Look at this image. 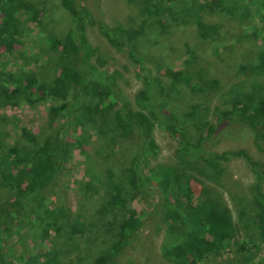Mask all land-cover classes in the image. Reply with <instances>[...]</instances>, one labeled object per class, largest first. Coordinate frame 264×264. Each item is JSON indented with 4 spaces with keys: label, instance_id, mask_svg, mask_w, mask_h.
I'll return each mask as SVG.
<instances>
[{
    "label": "rangeland",
    "instance_id": "rangeland-1",
    "mask_svg": "<svg viewBox=\"0 0 264 264\" xmlns=\"http://www.w3.org/2000/svg\"><path fill=\"white\" fill-rule=\"evenodd\" d=\"M24 1L38 10L39 18L21 23L18 43L0 44V83L6 84L3 74L24 75L30 90L0 85V155L20 159L21 169L31 171L46 153L53 178L43 193L26 199L21 185L20 190L5 186L0 171V264H174L159 255V192L151 180L140 187L129 183V164L139 152L137 132L117 131L93 86L77 102L68 88L52 95L26 80L33 72L45 82L52 79L55 69L44 71L43 64L53 63L60 47L45 55L43 37L61 46L72 20L60 0ZM251 1L253 7L248 0L76 4L89 9L95 20L122 30L127 51L141 60L114 52L94 27L86 26L95 50L91 64L115 74L132 112L144 114L135 98L142 90L141 74H149L159 89L153 98L157 112L179 120L192 144L201 141L204 151L216 153L244 150L264 171V153L254 148L244 126L228 123L205 137L220 109L244 113L253 105L264 110V68L259 65L264 39L250 32L256 24L264 28V0ZM153 6L157 12L149 15ZM152 136L158 154L149 163V174L173 168L172 193L183 185L197 200L210 201L231 217L232 239L216 257L198 264H264L256 221V185L264 192V174L256 180L242 158L220 162L215 169L192 157L180 162L175 139L158 127ZM130 213L140 225L114 254L112 245ZM76 225L82 230L74 231ZM174 226L181 227L177 219ZM240 245L246 251H238Z\"/></svg>",
    "mask_w": 264,
    "mask_h": 264
},
{
    "label": "trees",
    "instance_id": "trees-1",
    "mask_svg": "<svg viewBox=\"0 0 264 264\" xmlns=\"http://www.w3.org/2000/svg\"><path fill=\"white\" fill-rule=\"evenodd\" d=\"M248 2L249 7L254 6L251 0ZM60 4L71 17V28L65 35L61 46H57L56 42L50 40V36H44L42 40L44 48L41 50L47 55L48 50L53 52V49L60 47V50L55 54L54 62L48 64L45 60L43 64L44 71L55 69V75L45 82L38 77L39 73L33 72L30 76L25 75L26 80L31 79L35 86H39L46 93L52 95H63L68 88L73 92L77 102L83 100L93 86L104 107L113 114L112 121L117 131L122 135H128L134 130L140 136L139 152L129 164L128 179L129 183L131 182L135 187H140L145 184V181L151 180L160 194L158 204V222L159 228L162 230L160 257L174 264H198L206 257H216L235 234L231 217L226 210H218L214 203L197 200L183 185H178L177 192L172 193L170 191L171 184L177 174L173 168L164 167L154 175L149 174V163L158 154L152 129L158 127L165 131L170 138L175 139L176 157L180 162H185L192 157L208 168L215 169L220 162H226L231 158H242L250 167L256 180L259 179L260 173L264 174V171L260 170L259 162L244 150L216 153L204 151L201 148V141L192 144L179 120L169 115L161 116L157 112L156 107L158 108V106L153 102V98L159 89L149 74H141L142 90L137 93L135 98V103L144 111V114L132 112L130 102L116 83L115 74L100 72L91 64L95 50L88 42L86 26L94 27L114 52L127 53L131 56L127 51L128 46L123 38V31L118 27L111 28L101 20H95L89 9L76 4V0H60ZM156 12V6L148 9L149 15ZM38 18V10L24 0H2L0 5V44L4 46L18 43L16 39L18 30L21 29V23H28L34 19L37 21ZM259 19L262 20L261 16ZM250 30L264 39V28L256 24ZM3 40L5 42H2ZM130 59L141 61L133 55ZM39 60L38 57L34 62ZM259 65L264 68V53L259 58ZM41 75H43V71ZM3 77L6 84L4 82L0 85L5 88L10 85H21L25 87L26 91L30 90V81L23 84L24 75L3 74ZM249 101L251 100L249 99ZM228 123L247 128L251 132L254 148L258 152L264 153V110L253 105L247 108L244 113L220 109L215 114L214 123L206 129L205 137L215 134ZM20 164H22L20 159L0 155V171L5 179V186L14 185L19 190L22 186V196H26V199L43 193L53 178V164L46 153L36 160L31 171H23ZM13 171H16L15 174H12ZM256 194V205L259 210L256 221L261 241L264 242V192L258 184L256 185ZM176 219L181 226L179 229L174 226ZM139 225L140 218H136L134 213H130L124 221L122 230L117 234L118 240L112 245L111 251L114 254L126 245V238ZM75 230L79 231L82 228L76 225ZM238 251H246V249L240 245Z\"/></svg>",
    "mask_w": 264,
    "mask_h": 264
}]
</instances>
